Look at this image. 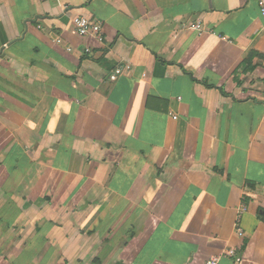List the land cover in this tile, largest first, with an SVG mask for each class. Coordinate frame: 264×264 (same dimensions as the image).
I'll list each match as a JSON object with an SVG mask.
<instances>
[{
	"label": "crops",
	"instance_id": "obj_1",
	"mask_svg": "<svg viewBox=\"0 0 264 264\" xmlns=\"http://www.w3.org/2000/svg\"><path fill=\"white\" fill-rule=\"evenodd\" d=\"M230 248L264 264L257 0H0V264H232Z\"/></svg>",
	"mask_w": 264,
	"mask_h": 264
},
{
	"label": "built area",
	"instance_id": "obj_2",
	"mask_svg": "<svg viewBox=\"0 0 264 264\" xmlns=\"http://www.w3.org/2000/svg\"><path fill=\"white\" fill-rule=\"evenodd\" d=\"M257 2L260 8L261 16L264 17V0H257ZM72 23H73V26L77 34L80 37H83V38L89 37L95 40L98 44L100 45L103 44L104 37H103L102 27H101V23L97 19L89 18L87 16H77L72 19ZM193 30L197 34H204L207 31L205 29H202L199 24H195L193 26ZM221 39L224 40L225 38H221ZM85 51L87 53L88 52L90 53L89 49H86ZM123 70L124 69L121 67L117 68L114 71L113 76L117 77V76L122 75ZM178 99L180 100V98ZM244 211H246L245 206H243L240 210L237 211V215H236L235 222H234V227H235L236 233L239 238L243 237V232H242V229L240 228L239 223H240V216L242 215ZM222 256H224L225 258L232 259V264H238L240 261L239 256L236 254V251L233 248H230L226 250L225 252H223ZM203 264H220L219 257L217 256L209 257L207 260L203 262Z\"/></svg>",
	"mask_w": 264,
	"mask_h": 264
}]
</instances>
